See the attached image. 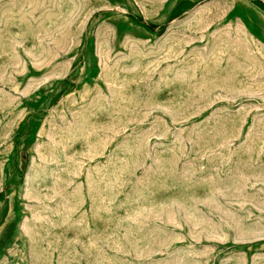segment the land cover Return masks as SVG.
<instances>
[{
    "label": "rangeland",
    "instance_id": "374dc122",
    "mask_svg": "<svg viewBox=\"0 0 264 264\" xmlns=\"http://www.w3.org/2000/svg\"><path fill=\"white\" fill-rule=\"evenodd\" d=\"M0 264H264V0H0Z\"/></svg>",
    "mask_w": 264,
    "mask_h": 264
}]
</instances>
